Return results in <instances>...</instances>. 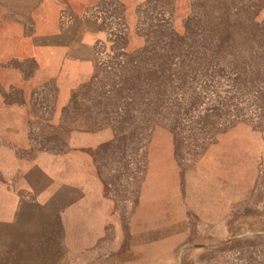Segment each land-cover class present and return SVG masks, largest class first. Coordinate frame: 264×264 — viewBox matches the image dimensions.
Wrapping results in <instances>:
<instances>
[{
  "label": "rangeland",
  "instance_id": "374dc122",
  "mask_svg": "<svg viewBox=\"0 0 264 264\" xmlns=\"http://www.w3.org/2000/svg\"><path fill=\"white\" fill-rule=\"evenodd\" d=\"M43 1L0 0V20ZM87 3L91 78L59 115L52 82L0 85V156L110 130L90 149L97 215L72 241L0 228V264H264V0Z\"/></svg>",
  "mask_w": 264,
  "mask_h": 264
},
{
  "label": "crops",
  "instance_id": "0c3cea01",
  "mask_svg": "<svg viewBox=\"0 0 264 264\" xmlns=\"http://www.w3.org/2000/svg\"><path fill=\"white\" fill-rule=\"evenodd\" d=\"M88 0H48L29 21L0 20V85L26 96L47 82L55 86L60 111L95 68L96 43L104 36L85 16ZM50 5V6H48ZM66 10L72 18L63 22ZM62 151L0 156V228L13 234H38L60 227L77 239L83 216H95L101 183L91 148L109 140L108 129L75 130ZM77 241V240H76Z\"/></svg>",
  "mask_w": 264,
  "mask_h": 264
}]
</instances>
